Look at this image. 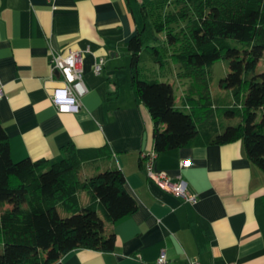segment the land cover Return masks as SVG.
Masks as SVG:
<instances>
[{
  "label": "crops",
  "instance_id": "1",
  "mask_svg": "<svg viewBox=\"0 0 264 264\" xmlns=\"http://www.w3.org/2000/svg\"><path fill=\"white\" fill-rule=\"evenodd\" d=\"M146 1L54 0L52 7L48 0H0V123L11 157L54 162L69 143L106 146L109 164L125 176L136 209L107 224L113 249L75 248L61 256L62 264H152L161 253L170 263L190 257L200 264H264V170L248 159L242 140L154 151L153 120L130 85L127 49ZM72 49L81 51L85 92L78 112H59L50 100L61 84L60 73H50L51 53ZM140 59L172 84L180 107L189 80L161 71L146 50ZM149 153L155 170L172 180L180 175L195 203L147 177Z\"/></svg>",
  "mask_w": 264,
  "mask_h": 264
},
{
  "label": "trees",
  "instance_id": "2",
  "mask_svg": "<svg viewBox=\"0 0 264 264\" xmlns=\"http://www.w3.org/2000/svg\"><path fill=\"white\" fill-rule=\"evenodd\" d=\"M141 10L142 25L127 43L130 85L153 120L155 153L241 139L248 159L264 170V71H257L264 0H148ZM163 32L165 40L157 37ZM145 50L153 64L189 80L180 107L170 82L139 78ZM218 59L228 66L219 83L229 91L228 105L211 94ZM109 155L106 146L69 143L54 162L14 161L0 123V264H62L75 248L112 250L107 224L131 214L136 202Z\"/></svg>",
  "mask_w": 264,
  "mask_h": 264
},
{
  "label": "built area",
  "instance_id": "3",
  "mask_svg": "<svg viewBox=\"0 0 264 264\" xmlns=\"http://www.w3.org/2000/svg\"><path fill=\"white\" fill-rule=\"evenodd\" d=\"M54 7V0H48ZM103 60L100 59L94 65V71L99 72ZM55 71L61 75V84L55 86L50 93V100L59 112L76 113L80 109V96L85 92L82 79V55L77 49L69 50L66 55L51 53L50 73ZM3 85L0 80V98L3 96ZM155 153L145 155V174L159 188L169 191L180 197L183 201L195 203L197 196L185 190L184 183L179 176L172 180L162 171L153 168ZM187 162H181V166H186ZM152 264H200L197 258L186 257L182 262L170 263L164 253H161Z\"/></svg>",
  "mask_w": 264,
  "mask_h": 264
},
{
  "label": "rangeland",
  "instance_id": "4",
  "mask_svg": "<svg viewBox=\"0 0 264 264\" xmlns=\"http://www.w3.org/2000/svg\"><path fill=\"white\" fill-rule=\"evenodd\" d=\"M157 37H159V39H164L165 40V34L160 33L157 35ZM172 48V46H171ZM140 79H152V78H156L160 81H165L164 79H162L160 77V70L158 68H153L152 66H150L149 62H145V61H141L140 64ZM161 71H164L161 69ZM257 71H264V60H261L258 64L257 67ZM228 72V66H227V62L223 59H218L217 61H215V63L212 66V82H211V94L214 97H218L223 105H228L231 102V97L229 94V91L227 89L221 88L219 83L220 80L222 78H224L226 76ZM179 87V86H178ZM177 88V85H175L174 89ZM180 90H176L175 95L178 96L179 95ZM196 95V94H194ZM225 123H231L234 124L237 122L236 119L231 118V119H224ZM3 250V245L0 244V253Z\"/></svg>",
  "mask_w": 264,
  "mask_h": 264
}]
</instances>
